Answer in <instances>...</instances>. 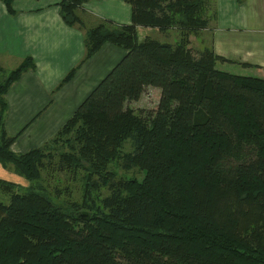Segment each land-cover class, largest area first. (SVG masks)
<instances>
[{
	"label": "trees",
	"instance_id": "trees-1",
	"mask_svg": "<svg viewBox=\"0 0 264 264\" xmlns=\"http://www.w3.org/2000/svg\"><path fill=\"white\" fill-rule=\"evenodd\" d=\"M86 1L61 0L68 24L85 28ZM126 1L133 23L85 28L83 62L107 42L127 54L41 147L11 150L6 94L30 66L7 73L0 62V161L31 183L0 178V264H264V67L195 54L206 0ZM139 27L182 37L142 40ZM149 86L162 89L156 108L126 105ZM120 158L143 178L115 180L109 165ZM50 170L85 171L84 207L54 200ZM102 186L110 194L92 198Z\"/></svg>",
	"mask_w": 264,
	"mask_h": 264
},
{
	"label": "crops",
	"instance_id": "crops-1",
	"mask_svg": "<svg viewBox=\"0 0 264 264\" xmlns=\"http://www.w3.org/2000/svg\"><path fill=\"white\" fill-rule=\"evenodd\" d=\"M60 2L13 0L11 13L0 0L2 67L11 72L27 58L30 66L6 94L5 124L8 134L16 136L11 145L16 154L41 147L56 136L127 54L124 48L107 42L83 62L87 52L85 28L103 23L110 28L132 24L133 7L129 2L87 0L78 10L85 28L64 20ZM213 4L208 27L197 39L201 47L211 46L227 59L264 67V0H213ZM139 29L158 40L159 29ZM74 69L71 79L64 81ZM0 178L24 188L31 184L9 162L0 161Z\"/></svg>",
	"mask_w": 264,
	"mask_h": 264
},
{
	"label": "rangeland",
	"instance_id": "rangeland-1",
	"mask_svg": "<svg viewBox=\"0 0 264 264\" xmlns=\"http://www.w3.org/2000/svg\"><path fill=\"white\" fill-rule=\"evenodd\" d=\"M204 16L212 18V15L214 13V4L213 0H206L204 4ZM181 29H178L177 27L171 28L166 31H161L156 33L158 35V40L162 42H168L172 44H176L181 39ZM202 31V30H201ZM141 39L148 38L147 31L140 32ZM161 33V34H160ZM199 35L196 39L193 40V48L195 51V54H199V51H202L205 48H211V46H204V48L201 47L202 44L199 43ZM214 51V50H213ZM220 67H223L225 69L231 70L233 72H243V73H254L256 75L257 71L254 70H243L238 65H222L219 64ZM9 73V72H7ZM162 94V89L159 87H153L149 86L146 88V91L143 93L141 98L138 101L128 102L126 105L131 106L136 110L137 113H140V110H145L146 112L149 110H152L156 108L159 105L160 98ZM55 137V136H54ZM53 137V138H54ZM133 150L132 141L128 140L126 141V144L124 146V149L122 150L123 153H128ZM57 169L56 167H54ZM109 168L116 173L115 180H119L121 178H130V177H136L138 179H142L144 172L137 166L132 168H125L124 166V159L120 158L119 160L112 162L109 165ZM52 169V167L50 168ZM56 172V171H55ZM50 174L53 176H50L49 178L48 174H44L45 181L49 182V185L47 186L50 190V194L52 193V196L55 198L54 200L58 202L65 203L64 205L70 206L73 204V202H78V204L82 207H84V186H85V171L79 170L70 172V170L62 171V172H56L50 170ZM48 175V176H47ZM111 192L110 188L108 186H102L100 190L93 191L91 194V197L94 199L98 198H104L105 196L109 195Z\"/></svg>",
	"mask_w": 264,
	"mask_h": 264
}]
</instances>
